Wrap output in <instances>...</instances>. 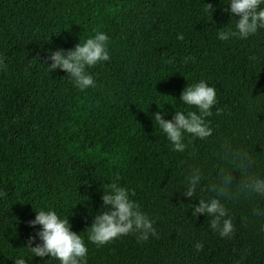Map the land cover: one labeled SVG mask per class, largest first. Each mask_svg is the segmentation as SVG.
I'll return each instance as SVG.
<instances>
[{"label":"trees","instance_id":"1","mask_svg":"<svg viewBox=\"0 0 264 264\" xmlns=\"http://www.w3.org/2000/svg\"><path fill=\"white\" fill-rule=\"evenodd\" d=\"M238 19L230 0H0V264H60L27 247L41 230L28 222L41 210L69 220L87 264H264V196L232 186L218 197L230 237L211 228L212 217L192 216L199 199L217 197L221 169L233 184L241 178L227 151L248 153V174L264 178V29L219 39ZM96 31L109 37L110 59L86 69L96 86L81 91L45 61ZM201 80L216 91L205 118L212 135L185 134L186 149L175 151L154 116L198 113L180 97ZM111 183L128 190L155 236L88 240Z\"/></svg>","mask_w":264,"mask_h":264},{"label":"clouds","instance_id":"2","mask_svg":"<svg viewBox=\"0 0 264 264\" xmlns=\"http://www.w3.org/2000/svg\"><path fill=\"white\" fill-rule=\"evenodd\" d=\"M264 0H230V11L233 16H238L236 31H219L218 38L227 41L230 37L246 39L250 35L257 33L259 29H264V8L261 5ZM208 9L213 8L207 4ZM227 11V9H225ZM183 40V36L177 37ZM109 37L100 31H96L92 38H88L83 43H78L74 49L67 51L58 49L52 52L48 60L49 71L56 69L65 71L75 86L81 91L90 87H95L96 82L86 69L92 68L100 62L110 59L108 51ZM171 62V61H169ZM0 65L3 61L0 60ZM6 67V65H3ZM181 101L198 109L183 112H175L171 120L162 118V113L157 112L154 121L157 122L166 134L167 139L173 145L175 151L183 152L187 145L183 142L185 134L201 140L212 135V129L206 123V117L212 115V107L216 104V91L213 87L201 80L192 86H187L181 93ZM222 113V109H217V115ZM226 156H231L232 162L237 165L241 178L235 184L233 172L221 169L219 184L212 185L211 190L217 193L208 201L199 199L198 206L192 212L193 217L204 214L212 217L210 226L214 231H218L221 237H230L234 232V225L228 216L227 209L218 197H227L232 186L239 192L255 193L264 196V178L250 175L249 168L254 162L246 152L227 151ZM247 175V178L244 177ZM200 171L194 170L189 178V188L183 193L187 197H194L197 185L200 183ZM107 193L102 195L103 209L95 215L94 222L86 230L88 240L97 246H104L114 239L130 233H138V240L147 241L149 236H155L156 230L153 222L139 210V205L129 198L128 190L111 183ZM0 195H6L0 193ZM31 227L41 226V230L35 236H30L27 247L35 257H50L58 260L60 264H87L86 257L88 248L80 234L71 231L68 219H61L55 211H38L34 220L28 222ZM39 238L41 243L35 247L31 245ZM197 251L203 249V245H195ZM14 264H26L23 258L16 259Z\"/></svg>","mask_w":264,"mask_h":264}]
</instances>
